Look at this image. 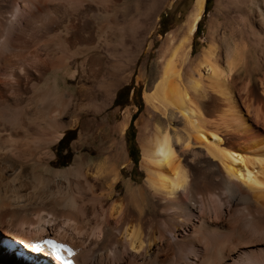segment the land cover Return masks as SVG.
<instances>
[{
    "label": "bare ground",
    "instance_id": "6f19581e",
    "mask_svg": "<svg viewBox=\"0 0 264 264\" xmlns=\"http://www.w3.org/2000/svg\"><path fill=\"white\" fill-rule=\"evenodd\" d=\"M51 1L0 0V264H264L251 255L264 246V0L232 1L229 35L209 31L194 58L206 0L167 35L136 123L142 183L121 171L132 168L120 141L131 112L98 142L102 159L52 168L78 107L50 81L70 43ZM211 199L229 201L224 218H212ZM28 251L47 261L31 263Z\"/></svg>",
    "mask_w": 264,
    "mask_h": 264
},
{
    "label": "rangeland",
    "instance_id": "374dc122",
    "mask_svg": "<svg viewBox=\"0 0 264 264\" xmlns=\"http://www.w3.org/2000/svg\"><path fill=\"white\" fill-rule=\"evenodd\" d=\"M232 1L238 0L209 1L208 11L204 12L198 23L199 32L194 35L192 58L208 47L209 31L216 30L218 40L224 35L225 37L229 35V22H226L223 11L226 13ZM193 3L194 0H52L50 2V8L57 11L58 16L61 15L63 37L66 39L68 36L66 40L70 42L67 46L69 53L67 51L64 60L68 65L65 64L63 77L52 73L50 81L52 84L56 78L59 81V90L67 95L73 94L78 107V112L73 115L78 125L61 131L63 136L67 134L65 140L60 143V139L52 146L54 153L52 168L69 167L76 155L93 162L102 159L105 155L99 156L98 142L107 138L105 131L119 124L126 114L136 113L140 107L133 128H127L122 138L120 137L126 156L131 159L130 167H132L129 171L127 169L121 171L124 179L132 178L138 183L144 181V172L138 165L141 151L137 143L138 125L136 124L146 108L143 94L152 89L159 74L161 56L167 47V35L171 32L181 34L179 29L184 26ZM217 4L219 11L215 16L214 9ZM68 14L71 15L70 19H67ZM231 15L233 16L232 12L226 16L230 18ZM50 57L53 59V53ZM128 86L132 87L129 99L126 100L127 90H123L119 95L120 103L127 102L124 105L114 106L113 101L118 91ZM145 120L148 122L146 121L144 128L146 136L149 137L152 133V120L148 116ZM82 130L86 140L85 146L77 144L79 132ZM67 144L68 149L63 151ZM136 160L137 163L134 164L133 161ZM117 189L123 190V184L119 183ZM216 201L219 204L225 202V206L222 207L221 204L220 208ZM216 201L211 203L210 207L214 210L211 209L213 212L211 211L210 215L213 214L214 219L219 215L224 218L227 214L224 215L225 212L221 210L222 208L225 210L229 201ZM228 208L230 209L231 206ZM237 208L232 206L230 210L228 209V213L231 214ZM178 245L176 247L179 249L178 252L183 253V244L179 245L181 249ZM262 247L264 246L250 247L254 248V251H251L254 259L263 256ZM189 248L191 252H195V247H187L188 250ZM259 248L263 250L259 251Z\"/></svg>",
    "mask_w": 264,
    "mask_h": 264
},
{
    "label": "trees",
    "instance_id": "16d2710c",
    "mask_svg": "<svg viewBox=\"0 0 264 264\" xmlns=\"http://www.w3.org/2000/svg\"><path fill=\"white\" fill-rule=\"evenodd\" d=\"M209 1H210V0H206V2H205V10H204L205 13L208 11ZM199 26H200V24H198V27H197V30H196V34L199 32ZM131 89H132V87H131V86H128V87H124V88H122L120 91H118L117 96H116V98H115L114 101H113V105H114V106L124 105L127 101H126L125 103H120V97H119V95H120V93H121L123 90H127V92H126V100H128V99H129V96H130ZM139 111H140V107L138 108V111H137L136 113L133 114V116H132V118H131V121H130V124H129L128 128H133V122H134V120L136 119V117H137ZM66 135H67V134H65V135L61 138L60 143L63 142V141L65 140ZM72 139H73V138H72ZM72 139H71V140H72ZM71 140H69V141H71ZM68 144H69V142H68ZM68 144L65 146V148L63 149V151H65V150L68 149ZM133 162H134V164H136V163H137V160H136V161H133Z\"/></svg>",
    "mask_w": 264,
    "mask_h": 264
}]
</instances>
